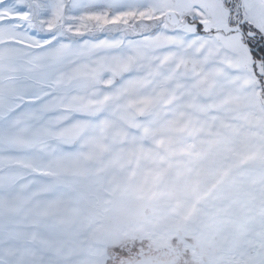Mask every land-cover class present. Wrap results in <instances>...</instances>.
I'll return each instance as SVG.
<instances>
[{
    "label": "snow or ice",
    "instance_id": "obj_1",
    "mask_svg": "<svg viewBox=\"0 0 264 264\" xmlns=\"http://www.w3.org/2000/svg\"><path fill=\"white\" fill-rule=\"evenodd\" d=\"M0 264H264V0H0Z\"/></svg>",
    "mask_w": 264,
    "mask_h": 264
}]
</instances>
